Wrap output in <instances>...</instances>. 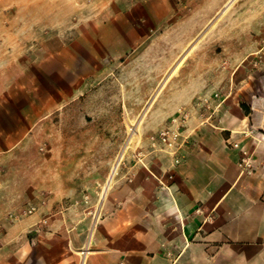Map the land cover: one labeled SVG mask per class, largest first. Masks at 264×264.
<instances>
[{"label":"rangeland","instance_id":"374dc122","mask_svg":"<svg viewBox=\"0 0 264 264\" xmlns=\"http://www.w3.org/2000/svg\"><path fill=\"white\" fill-rule=\"evenodd\" d=\"M160 32L166 45H147L153 61L136 63L138 43ZM263 48L264 0H0V108L3 92L23 83L16 70L26 51V146L10 159L0 156L7 187L0 220L22 214L26 228L40 218L41 229L51 231L59 212L69 213L81 261L101 216L102 156L110 154V172L119 163L113 179L120 166L154 156L173 118L171 92L186 81L198 90L207 79L199 72L216 58L224 75L209 78L210 85L243 87L247 71L264 68ZM158 55L174 56L175 70L151 75ZM237 68L245 73L232 75ZM6 129L0 125V134ZM12 143L0 140V148ZM87 160L93 172L77 185L76 170Z\"/></svg>","mask_w":264,"mask_h":264},{"label":"crops","instance_id":"0c3cea01","mask_svg":"<svg viewBox=\"0 0 264 264\" xmlns=\"http://www.w3.org/2000/svg\"><path fill=\"white\" fill-rule=\"evenodd\" d=\"M147 45L164 47L162 32L138 43L136 63L149 56L153 61L154 55L144 50ZM18 59L23 83L3 92L0 108V125L7 128L0 140H14L0 148V156L8 159L26 146V51ZM158 60L157 73L151 75L164 76L174 67V56ZM214 61L199 72L207 79L198 90L186 81L168 95V117L185 124L179 163L155 149L151 158L120 166L119 177L104 194L101 216L82 245L87 252L81 261L77 227L67 225L71 216L61 211L51 231L41 229L40 218L29 221L28 228L26 215L1 218L0 264H264V68L247 71L245 86L219 91L209 78L223 76L224 64ZM231 73L241 76L245 70ZM243 152L252 156L251 174L242 173ZM88 162L76 170L77 185L93 172ZM102 164L106 186L110 154L102 156ZM0 183L2 194L7 187ZM34 226L40 227L31 230Z\"/></svg>","mask_w":264,"mask_h":264},{"label":"built area","instance_id":"2783aa9c","mask_svg":"<svg viewBox=\"0 0 264 264\" xmlns=\"http://www.w3.org/2000/svg\"><path fill=\"white\" fill-rule=\"evenodd\" d=\"M184 126V120L180 121L178 118H173L170 125L161 132L159 138L154 143L156 149L173 156L176 163H179V152L185 147V143L182 141ZM234 146L238 147V144H235ZM240 167L242 173L251 174L254 170L252 156L248 155L247 152H243Z\"/></svg>","mask_w":264,"mask_h":264},{"label":"bare ground","instance_id":"6f19581e","mask_svg":"<svg viewBox=\"0 0 264 264\" xmlns=\"http://www.w3.org/2000/svg\"><path fill=\"white\" fill-rule=\"evenodd\" d=\"M231 4V3H230ZM229 7V5H228ZM119 164V163H118ZM118 164H116L111 172V176H110V180H109V183L106 184L105 188H104V192H103V197H104V194L106 193L107 189H108V186L109 184L112 182L113 180V177L115 176L116 172H117V168H118ZM87 250H84V253H86Z\"/></svg>","mask_w":264,"mask_h":264},{"label":"water","instance_id":"95a60500","mask_svg":"<svg viewBox=\"0 0 264 264\" xmlns=\"http://www.w3.org/2000/svg\"><path fill=\"white\" fill-rule=\"evenodd\" d=\"M232 3V2H231Z\"/></svg>","mask_w":264,"mask_h":264}]
</instances>
